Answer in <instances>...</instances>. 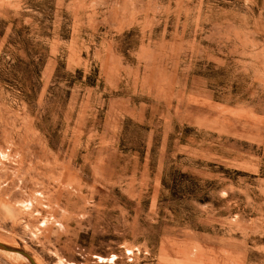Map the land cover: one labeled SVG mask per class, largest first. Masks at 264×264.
Here are the masks:
<instances>
[{"label": "rangeland", "instance_id": "1", "mask_svg": "<svg viewBox=\"0 0 264 264\" xmlns=\"http://www.w3.org/2000/svg\"><path fill=\"white\" fill-rule=\"evenodd\" d=\"M0 242L264 264V0H0Z\"/></svg>", "mask_w": 264, "mask_h": 264}, {"label": "water", "instance_id": "2", "mask_svg": "<svg viewBox=\"0 0 264 264\" xmlns=\"http://www.w3.org/2000/svg\"><path fill=\"white\" fill-rule=\"evenodd\" d=\"M0 248L4 249V250L14 251V252H17L19 254H22L29 260V262L31 264H36V262L33 260V258L28 253H26L24 250H22V249L14 248V247L5 245V244H3L1 242H0Z\"/></svg>", "mask_w": 264, "mask_h": 264}]
</instances>
